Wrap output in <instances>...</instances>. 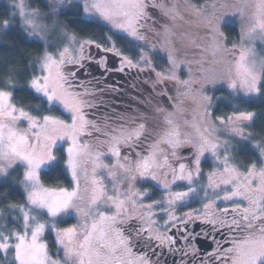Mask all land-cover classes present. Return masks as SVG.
Masks as SVG:
<instances>
[{
    "label": "snow or ice",
    "instance_id": "snow-or-ice-1",
    "mask_svg": "<svg viewBox=\"0 0 264 264\" xmlns=\"http://www.w3.org/2000/svg\"><path fill=\"white\" fill-rule=\"evenodd\" d=\"M66 3L68 0H60L59 8L62 9ZM45 6L50 9V12L42 17L39 10L26 11L28 5L25 0H18L13 5L15 9L13 15L19 18L18 23L25 35L32 43L43 49L41 57L36 61L40 74H35L37 69L33 65L27 90L42 96L50 110L59 106L69 113L72 124L66 125L64 121L51 116H44L43 124H41L28 111L16 106L12 102L13 92L18 90L14 76L19 73H10L9 81L0 84V177L6 178L9 175V169L23 165L25 190L24 204H8L6 210L0 209V264H149L145 257H138L137 260L130 259L133 237L131 232L125 235L116 227L122 222L118 220V216L121 215L119 208L113 216L100 212L98 218L82 226L84 229L82 232H78L75 227L56 231L57 218L61 217L62 213H68L74 206L79 184L77 182L71 192L66 188H45L40 181L41 173L50 175L59 170L60 158L52 149L57 145V140H64L68 136L72 140V146L67 149V168L71 171L73 181H76L78 157L81 154L76 147V134L91 135L90 128L96 131H100V128L96 123L86 119L84 112L85 107L93 106L85 97L94 96V94L87 90L75 91L78 87H84L74 82L75 68H69L67 72L62 70L67 64L78 63L76 56H69V49L79 42L68 37L66 30L55 21L51 25L38 22L65 14L54 4L46 3ZM72 7L83 8L85 16L82 22L84 23H102L103 27L119 29L134 40L144 39L140 31L143 27L140 21L146 16L145 0H83L82 3L77 0ZM257 7L259 10H264V0H260ZM76 14L79 15V12ZM209 23L213 22L209 21ZM10 26V20H0V27L9 28ZM258 29L264 31V20L257 19L249 34ZM223 39L220 36L215 40V50H219L220 41ZM66 44L67 46H64ZM83 49L84 45L80 44V58H82ZM249 51L241 50L238 59L231 62L228 86L233 91L243 92L247 97L259 98L264 96V63H261L258 68L255 60L250 59ZM142 59L145 63L148 62L146 57ZM126 63L132 65L130 60ZM253 119L254 114L250 112L228 118L230 122ZM23 121H28V130L19 129L18 125ZM220 122L223 123V120ZM166 123L169 127L164 134L163 142L173 147L179 146L182 141L178 138V129L171 119H167ZM38 128L43 130V135L36 131ZM59 128H71V133L57 135ZM144 133L145 124L141 123L132 132L125 134L121 131L119 136L113 135L110 154L120 157L119 145L128 146L135 151V157L130 151L124 156V160H135L136 171L142 179H155L152 169L159 166L156 161L159 143L152 146L150 155L142 156L141 151L137 150L142 149V144L137 142L141 140ZM219 147L216 143L203 140L200 152L195 158L196 164H199V156L206 148L213 156H216ZM172 155L175 156L176 152L173 151ZM96 159L99 160V155ZM164 159L166 163L167 157ZM227 160L228 157L225 156V162ZM119 167L125 168V165L121 163ZM179 171L181 175L178 178L186 179L190 186L193 183L192 170H188L185 174V165L180 164ZM196 171L198 173L199 169L197 168ZM247 172L248 175L244 178L245 183L231 195L223 197L226 201L240 197L247 201V206L242 210L238 207L233 208L230 220L225 218L229 214L225 209L224 215L218 219V222L210 221L217 231L227 230L222 233L223 244L217 241V251L211 254L210 259L213 264L217 260L221 264H264V169L257 171L253 166ZM253 180L257 182L255 189L251 187ZM224 183L228 184L232 181L225 180ZM241 187L243 191L240 190ZM195 191L190 187V192L195 193ZM188 195V192L177 193L176 198L183 199ZM100 199L101 197L97 196L95 191L90 196L92 205H97ZM107 199L111 201L113 197L109 196ZM88 214L90 212L85 213V215ZM44 216H47L49 220L41 222V217ZM46 230L55 232V244L59 245L56 255L60 256L62 252V261L50 257L48 245L43 242ZM136 235L139 237L140 232L137 231ZM224 244L229 246L225 248Z\"/></svg>",
    "mask_w": 264,
    "mask_h": 264
},
{
    "label": "trees",
    "instance_id": "trees-1",
    "mask_svg": "<svg viewBox=\"0 0 264 264\" xmlns=\"http://www.w3.org/2000/svg\"><path fill=\"white\" fill-rule=\"evenodd\" d=\"M217 0H150L146 3L151 9L155 11V16H149V20H145L143 27L140 30L144 35L142 40H134L127 35L117 32L110 27H103L102 23H84L82 22V7L77 9L72 5L77 2H68L62 9L59 8V0H26L27 5L39 10L46 16L50 9L45 6L46 3L54 4L59 11L64 12L63 15L50 17L49 19H57L70 31L74 32L82 41H88L94 45H99L104 49H117L124 55H128L131 59L138 61L142 57L147 58V63L143 62L142 65H146L152 68L154 71L169 76L173 82L180 83V98L175 102V112L172 114L165 109L162 110L154 120L159 122H166L167 119H171L174 125L179 128H184L185 138H187L190 144L198 145V135L200 130L198 122H195V118L187 115L186 111L182 112V117L179 116L181 110L185 107L183 97L186 93H190V87L192 81L196 82L206 79L208 74L209 65L213 61L216 50L214 49L216 37L214 32L219 29L221 36L224 38L220 41L219 50L222 48L230 50H238L242 41V33L240 22L234 21V19H227V14L230 12L224 6V0L218 3ZM212 4V6H210ZM79 12V15L76 13ZM216 12L223 14L219 19V25L216 29L212 30V24L215 22ZM8 19L11 21V26L5 29L0 35V84L9 81L10 73H19L14 76L18 90L13 92L12 102L28 111L29 114L35 117L37 120H42L44 116L56 115L63 118H67L66 113L59 107H54L51 110L49 105L45 102L44 98L39 94H36L30 90H27V84L29 83L30 74H32V66H36V61L41 57L43 49L35 43H32L30 39L25 35L18 23V17L12 16V11L7 2L0 0V20ZM48 20V19H47ZM212 21L213 23H209ZM195 23L199 26V35L189 31V27ZM187 24L189 25L187 27ZM218 28V29H217ZM208 30V31H207ZM201 35H204L201 39ZM189 40V41H188ZM191 40V41H190ZM192 42L196 43L201 41L199 46L193 47L182 45L178 47L177 42ZM186 41V42H185ZM171 43L168 48L166 43ZM166 44V45H165ZM203 44V45H202ZM177 47V48H176ZM169 50H171L169 52ZM182 52H186V56L189 55L191 59L186 62V65L178 64L176 59H181ZM200 51L199 54L198 52ZM206 53V54H205ZM199 55L198 58H194L195 55ZM144 60V59H142ZM213 64V63H212ZM196 67L198 71H196ZM37 68V66H36ZM37 74V70L35 72ZM218 81L219 77H217ZM210 80V79H209ZM187 83V84H186ZM186 84V86H185ZM218 84V83H217ZM189 87V91H187ZM19 89H25L21 91ZM212 104V116L213 124L212 131L216 135H220V138L228 136L231 138L227 140L219 141L223 143L230 152V160L238 169L246 171L249 167L260 162V157L254 144L264 145V96L259 98H251L242 95L234 96L225 87H215L209 91ZM218 95H222L221 99ZM251 100V102H249ZM192 109H194L192 107ZM179 110V111H178ZM237 112L253 113L254 119L248 121L247 125H242L234 129V127L228 126V128L220 129L217 119L229 118L231 115H237ZM181 118V119H180ZM187 128V130H185ZM237 130L240 138H236L234 132ZM216 131H218L216 133ZM204 136L208 133L203 130ZM226 132V133H225ZM233 133V135L231 134ZM202 136V135H201ZM207 136V135H206ZM245 139H241V137ZM101 135L91 136L85 135L93 147L96 150L104 151L103 140ZM219 140V139H217ZM56 156L60 158L59 170L50 175H44L41 173V180L43 184L50 188H66L71 189L74 186L73 180L69 175L66 168V154L62 147H57ZM213 160L206 156L200 158V162L196 169H199L197 173V181L199 185H206L205 175L213 170ZM24 166L17 165L13 169H9V175L0 177V209H7L8 204L22 205L25 203V190L23 184ZM177 189L185 187L184 182H179L176 185ZM208 190L207 185L205 186ZM204 187V188H205ZM154 196H159L160 186H152ZM202 190L198 191L201 193ZM198 202L199 199H195ZM15 213H13L14 215ZM43 222L49 220L47 216L41 217ZM56 229H63L67 227L76 226L79 227L78 220L73 212L69 210L68 213H62L61 217L57 218ZM62 221V222H60ZM11 226V225H10ZM48 245L49 254L56 259H61L63 253L60 256L56 255L59 245L55 244L56 234L54 231H45L44 239Z\"/></svg>",
    "mask_w": 264,
    "mask_h": 264
},
{
    "label": "flooded vegetation",
    "instance_id": "flooded-vegetation-1",
    "mask_svg": "<svg viewBox=\"0 0 264 264\" xmlns=\"http://www.w3.org/2000/svg\"><path fill=\"white\" fill-rule=\"evenodd\" d=\"M147 8L148 13L140 21L141 25L145 20H149V16L156 15L149 5ZM84 43L86 47L83 50L82 60L77 64L64 66L63 71L67 72L69 68H75L74 82L84 86L76 88L75 91L87 90L94 94V96L85 97L93 106L85 107L84 112L86 119L96 123L100 128V131L91 128L89 131L92 132L93 137L102 136L103 153L110 154L113 135L119 136L121 131L125 134L132 132L141 123L145 124L144 136L137 142L142 144V149H137L141 151V155L145 157L150 155L152 146L159 143L156 156L159 166L152 169L156 178L147 180L139 176L134 159L124 160V156L132 150L124 144L119 145L120 157L118 158L124 162L129 174L127 177L133 182L132 195L135 194L136 200L138 196L143 198L136 208L134 203L136 201L132 204L125 203L120 212L121 215L118 216V220L122 222L116 225L125 235L131 232L133 241L130 259L137 260L138 257H145L149 264H213L210 259L211 254L217 251V241L223 244L222 233L227 230L217 231L210 221L218 222L223 214L219 215L216 210L206 209L205 203L200 200L190 201L192 193L189 191V195L185 197L186 200L181 199L173 203L172 212H169V208H165L161 201L165 191L160 183L162 176L175 179L173 190H190L193 184L189 186L186 179L178 178L181 175L179 165H185V174L188 170H192L197 176L198 165L195 158L203 143L202 141L197 147L190 144L191 141L185 138L183 127H176L179 132L178 138L182 141L179 146L173 147L163 142L169 125L166 122L154 120V117H157L164 109L165 112L173 114L176 110L174 102L180 98V91H176L172 86L174 82L169 79V76L142 65L144 60L136 61L114 48L106 50L88 41ZM129 60L132 65L126 63ZM203 127L202 125L199 127L202 132L199 131L198 141L204 136L205 127ZM213 135L215 136L214 133ZM173 151L176 152L175 156L172 155ZM132 155L135 157V151H132ZM206 156L214 160L212 153L206 150L199 156V160ZM165 157H167L166 163ZM192 167L195 168L192 169ZM119 172L122 174L121 169ZM193 181L199 186L198 191L202 190L201 193L192 194L197 199L205 194L206 185H202L200 189L199 181L197 179ZM179 182H184L185 187L177 189L176 185ZM154 185L160 186L161 194L159 193L158 197L153 194L152 186ZM230 216L231 214H228V217ZM137 231L140 232L139 237L136 235ZM223 246L227 248L229 245ZM215 264H221V262L217 260Z\"/></svg>",
    "mask_w": 264,
    "mask_h": 264
},
{
    "label": "rangeland",
    "instance_id": "rangeland-1",
    "mask_svg": "<svg viewBox=\"0 0 264 264\" xmlns=\"http://www.w3.org/2000/svg\"><path fill=\"white\" fill-rule=\"evenodd\" d=\"M3 1L9 4L11 11H12V16H14L13 13L15 12V9L13 5L17 3L18 0H3ZM69 1L77 2V0H68V2ZM147 1H150V0H145V3ZM217 1L218 3H221L223 0H217ZM80 2L82 3L83 0H80ZM59 3H60V0H59ZM259 3H260V0H224V6L226 7L227 10L230 11L226 16L227 19L232 18L234 19V21L240 22L242 41H241V44L239 45V51L230 50L226 48H222L221 52H217L216 50L215 52L216 57L213 58V61L209 65L208 74L206 76V79L196 82L195 81L196 78H195V80L192 81V86L190 87V93L189 92L186 93L184 97V102H185L184 107L185 108L181 110L179 116L182 117L181 113L183 111L184 112L186 111L187 115L190 114L191 117L193 116L195 118V122H198L197 123L198 125H195V126L201 127L202 125V127L203 126L205 127L208 133L205 132L207 136L205 135L202 138H206V140L209 141L210 143H214V141L216 143H219L221 139L222 141L227 140L228 142L231 138L229 137V133H228V136H225L223 138H220V135L218 134L216 135V138H215V136L213 135V132H211L213 128V124H215V122L213 121L214 117L212 116V113H211L214 105L212 104L209 91H211V89H214L215 87L225 86L232 93V95L245 96L243 92L233 91L228 86L229 76H230V72L232 68L231 62L238 59L239 53L241 50H250L248 52V55L250 59L255 60L258 68L261 63H264V31H261L258 29L255 32L249 34L250 30L254 27L257 19L264 20V10H259L257 7ZM210 6H212V4ZM32 10H36V9H32L29 6L26 9V11H32ZM145 12L146 14L148 13V8L145 9ZM40 14L43 17V14L41 12ZM82 16L83 17L85 16V13L83 12V8H82ZM222 16L223 14L216 12L215 17L213 18L215 19V22L212 24V27H211L212 30L216 29L217 25H219V19L222 18ZM53 21H55L64 30H66L68 37L73 38L79 42L75 45H72V47H70L69 49V56L70 57L76 56L78 59V63H79L84 57V51H83L82 58H80V55H81L80 54V44H83L85 48L86 47L84 43L85 41L80 40V38L74 32L70 31L65 26H63L62 23L58 21L57 19L55 20L48 19L46 21L41 20L38 22L48 23L49 25H51ZM188 26L189 25L187 24V27ZM5 29L7 28L0 27V35ZM112 29L117 32L123 33L119 29H116L114 27H112ZM198 30H199V26L196 25L195 23H193V25L189 27L190 32L194 33L193 31H196V34L199 35ZM123 34L127 35V33H123ZM213 34H214V37H216V39L221 36L219 29L216 30V32H214ZM127 36L131 37L129 35ZM203 36L204 35H201L199 37H201L202 39ZM200 43L201 41H198L196 43H192V42L184 43L181 41L177 42V44L179 45L178 47H182V45H185V46L191 45V47H193L192 44H194V47H196V46H199ZM166 44L168 48L170 49L172 48L170 47L171 43L168 42ZM64 46H67V44ZM73 49H75V51H73ZM214 49H215V45H214ZM170 51L171 50H169V52ZM195 52H198L199 54L200 51H195ZM181 53H182L181 59H176V62L178 64H181L183 62V65H186L187 63L184 61L187 60V62H189L191 59L189 58V55L186 56V52L181 51ZM198 56L199 55L196 54L194 58H198ZM36 66H37L36 75H39L40 74L38 70L39 65L36 64ZM195 70L198 71V68L196 67ZM217 77H219L220 82L218 81ZM176 83L177 82H174L172 86L175 87L176 91H180L178 90L180 89L179 87L180 83L178 82L179 86ZM187 91H189V87ZM221 96L222 95H218V98L221 99L222 98ZM251 98H254V97H251ZM192 107L194 109H192ZM65 113L67 115V118H63V117L56 116V115H49V116L57 120L64 121L66 125L70 126L72 124L71 116L69 113L67 112ZM241 113H245V112H237V115L234 114L233 116L231 115L230 117L235 118L239 116ZM221 120H223V123L220 122ZM39 121L41 124H43V119ZM217 121L221 123L220 127H222L221 128L222 130L224 128H228V126L232 128L234 127V129L237 128L238 130L239 127H242V125L244 126L247 125V122H248V121L230 122L227 118L217 119ZM18 127L21 131L28 130V121L21 122L18 125ZM237 130L236 131L234 130L235 131L234 134H236L237 135L236 138L239 139L241 135H239ZM36 131L41 132V134L43 135L42 129L38 128ZM66 132L71 133V128H59L57 135H62ZM29 134L31 135V132H29ZM231 134L233 135V133ZM242 138L245 139L243 136L241 137V139ZM76 139H77L76 147L78 151L81 153L80 156L78 157L79 167L77 169V179L76 181H73L74 186L71 189H67V190L69 192L73 191V189L76 187V184L78 182L79 184L78 195L74 199V206L70 208L69 210H73L76 216V219L78 220V223H79L78 228L76 226H73V227H75L78 232H82L84 230L82 226L86 224H90L94 218H98V214L100 212H103L107 216H113V215H116L118 208H119V211L121 212L123 205L127 202H131L132 204V202L136 201L134 202L136 203L135 208L138 207V203L143 201L142 200L143 198L138 196L136 200L135 194L132 195L133 182L130 178L127 177L129 176V174L126 171V167L125 168L119 167L121 163L124 164V162L121 161V159H119L118 157H114L111 154H105L103 153V151L101 152L99 150H96L93 147V145L90 142H88V139L85 138V134L77 133ZM202 141H203L202 139L199 140L198 145ZM61 145H63V150L66 154L65 165L67 168V149L70 146H72V140L68 136H66L64 140H57V145L54 146L52 149L55 155H56L57 147ZM219 146L220 147L217 149V155L213 156L214 157L213 170L208 172L205 175V181H206L208 190L206 189L205 194L201 197H198L197 199L205 203L204 205L206 206V209L216 210L217 214L219 213V215L220 214L224 215L225 209H227L228 213L231 214V210L233 208H237V207L245 208L247 206V201L243 200L240 197H236L233 200H228V201L224 200L223 197L226 195H231L233 191L237 190V188L240 185H243L245 183L244 178L248 175V172H247L248 169H252L253 166H255V169L257 171L264 169V145L263 144L259 145L257 143L254 144L255 148L257 149L259 153L260 162L252 165L246 171H242L238 169L234 164H232V161L230 160V157H231L230 152L223 143H220ZM196 147L194 150L195 152L197 150ZM205 150L211 154V152L208 151L207 148ZM97 155H99V160L96 159ZM225 156L228 157L227 162H225ZM194 168L192 167V169ZM119 169H121L122 174L119 172ZM67 170L69 172L70 177L72 178L71 171L68 168ZM193 179L194 180L197 179V176L195 174H193ZM174 180L175 179H169L168 177L162 176L161 182H160L162 184V188H164L165 190L162 195L161 201L163 202L165 208H169V212H172L171 208L173 206V203L178 202V200H181V199L176 198L177 193H180V192L185 193L188 191L190 192V190L188 189L173 190ZM225 180L232 181V183L225 184L224 183ZM40 181H41V184L45 188H50L43 184L41 180V176H40ZM256 183L257 182L253 180V183L251 185L253 189H255ZM192 184L193 185L191 186V188H194L196 190L195 193H197L199 190V186L197 185L195 181H193ZM240 190L243 191L244 189L241 187ZM94 191L97 196L101 197L97 205H92L90 202V196ZM195 193H192V194H195ZM192 194H191L190 201H194L195 199V197ZM109 196L113 197V200L109 201L107 199V197ZM183 199L186 200L185 197ZM121 201L123 202L122 204H121ZM86 212H90V214L85 215ZM225 218L230 220L231 216L228 217L227 215ZM41 222L43 221L41 220ZM73 227L56 229V231H63L64 229L73 228ZM43 242L46 243L44 240ZM50 257L52 259H56V258H53L51 255ZM57 260H61V259H57Z\"/></svg>",
    "mask_w": 264,
    "mask_h": 264
}]
</instances>
